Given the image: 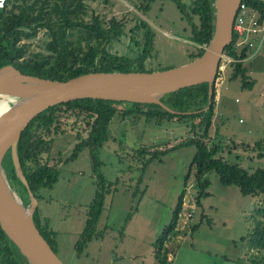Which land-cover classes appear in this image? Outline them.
Here are the masks:
<instances>
[{
  "label": "rangeland",
  "instance_id": "1",
  "mask_svg": "<svg viewBox=\"0 0 264 264\" xmlns=\"http://www.w3.org/2000/svg\"><path fill=\"white\" fill-rule=\"evenodd\" d=\"M192 1L183 0L188 6ZM139 4L140 0L88 1L89 15L99 14L106 20L112 16L128 19L124 34L110 50L119 55L137 54L131 30L137 13L156 31L147 68L158 70L189 62L194 43L189 39L190 25L176 3L157 0L147 13L139 12ZM258 33L253 42L261 46L253 47L245 59L249 75L256 80L253 88H243L240 79L229 81L230 70L224 59L221 61V73L215 82L217 95L211 137L206 139L210 145L221 142L222 155L249 171L264 168V157L258 156L261 150L255 148L256 142L264 140V30ZM47 40L45 30L24 40L28 44L25 58L48 54ZM60 122L63 132L54 135L50 154L43 156V160L58 166L60 177L52 189L39 192L38 206L43 209L42 218L51 219L56 231L57 254L64 264H162L156 256L155 242L170 223L183 191L184 204L177 225L180 233L167 241L170 249L167 264H254V257H264V249L249 244L259 220L264 226V215L259 212L264 208V195H242L239 187L222 184L213 171L207 174L211 181L207 190L211 195L203 198L199 206L194 170L186 181L195 146L177 148L153 161L137 187L141 177V163L135 165V159H139L137 149L174 146L189 137V127L179 120L157 124L146 122L145 117L136 121L121 115L111 123V138L99 150L104 175L110 181L120 177L121 183L118 191L105 199L98 223L103 236L94 238L78 256L76 242L97 191V177L89 149L82 151L77 159L67 160L79 142L76 129L86 125L84 116L67 115ZM196 224L199 228L194 230Z\"/></svg>",
  "mask_w": 264,
  "mask_h": 264
},
{
  "label": "trees",
  "instance_id": "2",
  "mask_svg": "<svg viewBox=\"0 0 264 264\" xmlns=\"http://www.w3.org/2000/svg\"><path fill=\"white\" fill-rule=\"evenodd\" d=\"M89 0H7L6 7L0 13V68L12 64L21 72L53 80L66 81L88 72H131L154 71L147 68L146 62L152 55L155 45L156 31L145 18L134 13L135 24L131 30L132 39L137 45L135 56L119 55L110 50V46L124 34L128 19L112 16L105 19L99 14L89 15ZM108 2L109 0H105ZM157 0H140L137 9L147 13ZM176 3L180 13L190 25V41L194 43V50L189 52L193 60L201 56L214 31V0H193L187 5L183 0H171ZM248 6L259 11V23L264 22V0H243ZM89 17V18H88ZM41 30H45L48 40L45 49L48 54H35L31 58L27 55L28 44L24 41L34 38ZM238 34L235 32L233 41L225 49V55L234 60L227 64L230 70L229 81H242L243 88H253L256 80L249 75V68L245 64L251 49L246 44L240 50L237 46ZM169 68V67H166ZM160 68V69H166ZM221 69L218 72V76ZM217 88L214 86L212 104L205 111L209 102V85H199L183 88L166 95L162 100L174 112L164 109L158 104H142L127 101H112L99 98H83L61 103L49 107L38 116L23 131L18 144V153L23 172L29 182L31 190L40 201L39 192L42 189H52L60 177L57 165L43 160L44 154H50L54 135L63 132L60 121L67 115L84 116L85 127L76 129L79 142L68 161L75 160L85 149L90 150L92 170L97 177V191L88 209L85 227L76 242L78 256L94 239L103 236L98 230V223L105 209V199L118 191L121 178L110 181L103 173V162L99 158V150L111 138V123L121 115L122 118H132L136 121L145 117L146 122H172L179 120L189 127V137L180 143L164 149H153L141 146L137 149L139 159L135 165L141 163L139 171L140 185L149 165L156 159L184 146H195L196 152L190 164L186 181L194 170V176L199 187L197 204L202 206V199L209 197L207 190L211 181L207 177L215 172L222 184L239 187L242 195H264V168L259 167L249 171L239 162L226 159L221 142L211 145L206 139L211 137V127L215 115ZM264 140L255 143V148L261 150L259 157H264ZM263 143V144H262ZM128 158V156H126ZM13 189L19 194L25 204L30 201L27 187L18 178L9 150L3 161ZM26 194V195H25ZM26 197H25V196ZM185 191H183L173 211L170 223L165 226L155 242L156 256L162 264L168 263L167 241L180 233L177 229L180 214L183 209ZM259 212L264 215V208ZM43 209L37 207L34 220L41 234L57 253L56 231L51 226V219L42 218ZM131 214L128 216V218ZM260 220L257 223L250 246L264 249V226ZM199 224L193 226L196 230ZM246 237H242V240ZM254 264H264V257H254ZM0 264H30L26 257L13 244L0 225Z\"/></svg>",
  "mask_w": 264,
  "mask_h": 264
},
{
  "label": "water",
  "instance_id": "3",
  "mask_svg": "<svg viewBox=\"0 0 264 264\" xmlns=\"http://www.w3.org/2000/svg\"><path fill=\"white\" fill-rule=\"evenodd\" d=\"M242 0H214V31L201 56L187 63L154 71L88 72L66 81L21 72L12 64L0 68V225L30 264H64L35 224L39 200L23 172L18 144L31 121L49 107L83 98H99L170 109L163 98L183 88L208 83L211 104L225 49L233 41L234 22ZM18 178L28 189L25 204L13 189L3 161L8 151Z\"/></svg>",
  "mask_w": 264,
  "mask_h": 264
},
{
  "label": "built area",
  "instance_id": "4",
  "mask_svg": "<svg viewBox=\"0 0 264 264\" xmlns=\"http://www.w3.org/2000/svg\"><path fill=\"white\" fill-rule=\"evenodd\" d=\"M6 4L7 0H0V13L6 7ZM259 16L258 10L248 6L243 0L241 1L233 27L234 33L236 32L238 34V47H243L249 43L251 47L260 48V44L253 42L256 36H258L259 30H264V22L262 24L259 23ZM223 59L226 65L234 60L225 54ZM189 216H192V213Z\"/></svg>",
  "mask_w": 264,
  "mask_h": 264
},
{
  "label": "bare ground",
  "instance_id": "5",
  "mask_svg": "<svg viewBox=\"0 0 264 264\" xmlns=\"http://www.w3.org/2000/svg\"><path fill=\"white\" fill-rule=\"evenodd\" d=\"M10 103L9 102H4L1 101V97H0V111H5L8 107H10Z\"/></svg>",
  "mask_w": 264,
  "mask_h": 264
},
{
  "label": "crops",
  "instance_id": "6",
  "mask_svg": "<svg viewBox=\"0 0 264 264\" xmlns=\"http://www.w3.org/2000/svg\"><path fill=\"white\" fill-rule=\"evenodd\" d=\"M52 223V222H51Z\"/></svg>",
  "mask_w": 264,
  "mask_h": 264
}]
</instances>
